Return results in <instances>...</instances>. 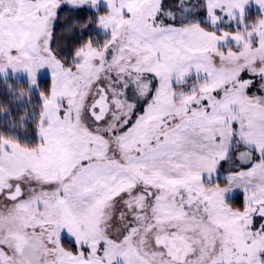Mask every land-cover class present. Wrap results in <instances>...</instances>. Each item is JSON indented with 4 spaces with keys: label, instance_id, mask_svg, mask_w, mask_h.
<instances>
[{
    "label": "snow or ice",
    "instance_id": "1",
    "mask_svg": "<svg viewBox=\"0 0 264 264\" xmlns=\"http://www.w3.org/2000/svg\"><path fill=\"white\" fill-rule=\"evenodd\" d=\"M0 88V264H264V0H0Z\"/></svg>",
    "mask_w": 264,
    "mask_h": 264
},
{
    "label": "trees",
    "instance_id": "2",
    "mask_svg": "<svg viewBox=\"0 0 264 264\" xmlns=\"http://www.w3.org/2000/svg\"><path fill=\"white\" fill-rule=\"evenodd\" d=\"M15 87L20 89L23 87V85L15 84ZM35 99V96H33L32 101L35 102ZM29 108L30 105L27 104L23 99H11L10 97L5 96L3 94L2 88H0V125L11 122L14 117H18L24 111L29 110Z\"/></svg>",
    "mask_w": 264,
    "mask_h": 264
}]
</instances>
